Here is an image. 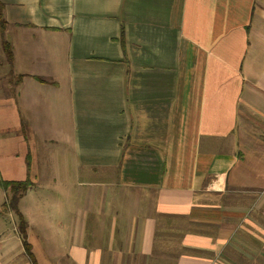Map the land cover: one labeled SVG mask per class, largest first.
Segmentation results:
<instances>
[{
	"label": "crops",
	"instance_id": "0c3cea01",
	"mask_svg": "<svg viewBox=\"0 0 264 264\" xmlns=\"http://www.w3.org/2000/svg\"><path fill=\"white\" fill-rule=\"evenodd\" d=\"M0 181V264H264V0H0Z\"/></svg>",
	"mask_w": 264,
	"mask_h": 264
},
{
	"label": "trees",
	"instance_id": "16d2710c",
	"mask_svg": "<svg viewBox=\"0 0 264 264\" xmlns=\"http://www.w3.org/2000/svg\"><path fill=\"white\" fill-rule=\"evenodd\" d=\"M0 186L4 191H7L9 194V198H8L9 201L7 203L8 208L16 212L18 201L24 195L27 188L30 186V183L28 181H24V182L0 181ZM19 226H20V234L24 237L26 224L21 218H20ZM24 249L25 252L28 254V256L32 259V255L29 252V248L25 243H24Z\"/></svg>",
	"mask_w": 264,
	"mask_h": 264
},
{
	"label": "rangeland",
	"instance_id": "374dc122",
	"mask_svg": "<svg viewBox=\"0 0 264 264\" xmlns=\"http://www.w3.org/2000/svg\"><path fill=\"white\" fill-rule=\"evenodd\" d=\"M97 189H100V188H95V187H93V188H87V187H82V188H80V190H81V192L83 193V195L84 196H86V195H88V194H90V192H95ZM8 199V198H7ZM9 201V200H8ZM8 201L5 203V205H4V207L6 208V209H8V206H7V203H8ZM88 203H87V200L84 198V202H83V205L84 206H86ZM16 218H17V216H16V214L15 215H13V220L15 219L16 220ZM13 220H9V218H8V223H7V221L5 220V222H3V223H5L4 225H5V227L7 228V229H10V226H11V224L10 223H12L13 222ZM17 222V221H16ZM18 227H19V233H20V226L18 225ZM53 249H55V248H52V250ZM55 253V251L53 250V251H51V254L53 255Z\"/></svg>",
	"mask_w": 264,
	"mask_h": 264
}]
</instances>
